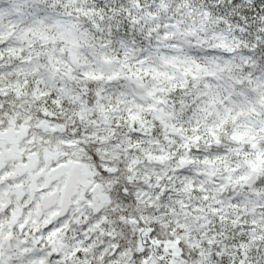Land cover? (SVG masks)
Returning <instances> with one entry per match:
<instances>
[{"label":"snow or ice","instance_id":"1","mask_svg":"<svg viewBox=\"0 0 264 264\" xmlns=\"http://www.w3.org/2000/svg\"><path fill=\"white\" fill-rule=\"evenodd\" d=\"M0 264H264V0H0Z\"/></svg>","mask_w":264,"mask_h":264}]
</instances>
